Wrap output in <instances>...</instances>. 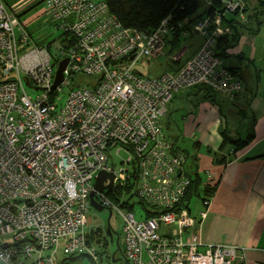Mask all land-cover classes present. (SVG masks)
<instances>
[{
  "label": "built area",
  "instance_id": "built-area-1",
  "mask_svg": "<svg viewBox=\"0 0 264 264\" xmlns=\"http://www.w3.org/2000/svg\"><path fill=\"white\" fill-rule=\"evenodd\" d=\"M216 1L220 7L192 21L167 14L153 29L140 30L124 27L104 0H42L48 20L65 34L51 53L0 0V264H59L62 256L81 252L98 261L87 235L111 239L105 226L86 225L90 191L119 216L127 264L241 263L242 246L201 238L210 197L200 200L197 218L181 205L187 157L162 125L177 91L197 85L227 94L241 89L216 42L230 32L221 20L242 16L245 4ZM175 30L200 35L197 50L156 76L137 70V62L163 53ZM64 57L61 81L51 88ZM99 171L113 174L109 190L115 195L131 184L129 193L157 213L135 219L130 204L122 211L128 202L93 188ZM203 183L214 180L208 175Z\"/></svg>",
  "mask_w": 264,
  "mask_h": 264
},
{
  "label": "crops",
  "instance_id": "crops-1",
  "mask_svg": "<svg viewBox=\"0 0 264 264\" xmlns=\"http://www.w3.org/2000/svg\"><path fill=\"white\" fill-rule=\"evenodd\" d=\"M2 1L15 12L34 43L50 47L55 42L54 38H45L53 32V24L42 0ZM243 2L242 16L235 15L231 34H226L218 48L223 65L240 78L241 89L227 94L197 85L177 91L166 106L162 125L165 135L186 154V163L198 173L200 184L208 175L214 180L208 213L199 226L201 238L242 246L240 264H264V11L257 0ZM221 24L229 27L223 19ZM195 35L198 42H193ZM200 42L195 32L187 36L169 34L164 48L168 56L171 54L170 60L152 76L177 67L197 50ZM173 51L180 54L176 61L171 58ZM250 132L251 139L235 151L223 142V134L242 140ZM192 199L198 202L194 211H189L197 218L200 200L191 198L189 203ZM87 237L95 244L99 264L103 256L105 262L116 260L114 254L104 251L106 242L102 244L97 236ZM121 258L122 264H127L122 254Z\"/></svg>",
  "mask_w": 264,
  "mask_h": 264
},
{
  "label": "trees",
  "instance_id": "trees-1",
  "mask_svg": "<svg viewBox=\"0 0 264 264\" xmlns=\"http://www.w3.org/2000/svg\"><path fill=\"white\" fill-rule=\"evenodd\" d=\"M107 6V9L110 13L114 14L118 21L124 26L128 28H136L140 30H151L153 29L159 22V20L170 14V16L175 19L188 17L190 21L201 17L204 14L212 13L213 9L220 7V4L216 0H211V4L205 5L204 0H104ZM243 1V0H242ZM247 1V0H245ZM258 6H262L264 11V0H257ZM199 10V11H198ZM235 13L231 14L229 18H223V21L226 22L230 27L229 33H224L218 36L216 42V50L218 55L220 56L222 51H219L218 48L222 47L223 38H225L226 34H231V26L233 25V20L235 17ZM234 27V26H233ZM173 35L178 36V31L175 30ZM65 38V34L59 37L58 44H61L63 39ZM225 42V41H224ZM46 45V44H45ZM48 50L49 47L46 45ZM57 48V47H56ZM169 52L172 51V47L167 48ZM50 51V50H49ZM176 61V60H173ZM204 86V85H203ZM207 87V86H206ZM207 90L212 91L207 87ZM252 137V133H248L245 139L232 138L228 135L223 134V142L229 143L232 147V150H237L244 146ZM174 142V141H173ZM175 145V143H174ZM187 157V156H186ZM187 174L189 177V184L185 190L184 196L182 197L181 205L186 207L189 210V200L191 198H198L199 200L210 197L214 186L207 184H200V177L195 170H190V165H186ZM131 185V184H130ZM128 185L126 187V191L129 192L131 186ZM106 195L111 199H116L115 194L111 190L105 191ZM141 207L145 210V217H149L154 213H157L156 210L149 209L147 205L140 201ZM127 208H131L129 204L126 206ZM97 236L99 235L92 232L88 234ZM88 240V237H87ZM120 251V246H119ZM76 254H70L67 256H62L60 258L59 264H67L66 259L72 258Z\"/></svg>",
  "mask_w": 264,
  "mask_h": 264
},
{
  "label": "rangeland",
  "instance_id": "rangeland-1",
  "mask_svg": "<svg viewBox=\"0 0 264 264\" xmlns=\"http://www.w3.org/2000/svg\"><path fill=\"white\" fill-rule=\"evenodd\" d=\"M50 28L53 30V32L51 34L47 33L45 35V38L48 41L52 40L53 38L55 39V42L53 41L52 45L49 47L50 52L54 53L58 45L56 40L62 35V31L61 29L57 28L54 24L51 25ZM198 41H199V37L195 35L193 37V42H198ZM53 43H55L56 46ZM183 43L184 42L182 41V44ZM174 53L175 51L172 52V54ZM170 56H168V54L166 53V48H164L162 54H158L155 57L149 58V61H151L149 64H147L144 60H142L135 64V68L145 75H150V76L155 75L158 71H161L163 69V65L166 64V62L170 60L169 59ZM157 69H160V70L157 71ZM27 92L30 95L33 93V90H30L27 88ZM185 142H189V140ZM115 197L119 198L123 202H128V204L132 205L131 210L134 213L135 219H141L145 217L146 212L141 207L140 202L137 199V196L131 195L129 192H126L121 195L116 194ZM197 202L198 201L196 199H192L190 201L189 208L191 210V213L194 211V208ZM127 209L128 208H122V211H125ZM107 221L111 229V241H109L108 239L106 240L103 236L99 237V239L102 244L106 242L103 245L104 251H108L110 252V254H114V258L116 260L113 263H111L110 261L105 262L104 256H103L102 262L100 264H122L123 260L121 258V253L117 249V245L120 246V242L117 237V235H120L119 227H120L121 220L119 216L114 211H110V214H109L107 208L96 210L93 207H90L89 211L87 212V224L86 225H99V226L102 225L103 227L104 226L106 227ZM116 239H117V243H116ZM66 263L67 264H99V261L93 262L90 259V257L85 254V252H81V253H77L72 258H67Z\"/></svg>",
  "mask_w": 264,
  "mask_h": 264
},
{
  "label": "water",
  "instance_id": "water-1",
  "mask_svg": "<svg viewBox=\"0 0 264 264\" xmlns=\"http://www.w3.org/2000/svg\"><path fill=\"white\" fill-rule=\"evenodd\" d=\"M131 57H132V55L129 56V58H131ZM66 61H67L66 57L61 58L57 61L55 71H54L53 81L51 84V88H54L61 81L62 70L66 64ZM23 79L25 81V84L29 85V82L25 76L23 77ZM112 177H113V174L111 172H104V171L97 172V174L94 177L93 188L96 190H109L111 188ZM105 179L107 180V183L104 184L103 181ZM88 197H89V202H90L91 207H93L97 210H101L103 208L93 198V192L92 191L89 192ZM108 213L110 214V210H108ZM105 230H106L107 235L111 239V229H110V225H109L108 221H107ZM116 243H117V239H116ZM117 249L119 250L118 245H117Z\"/></svg>",
  "mask_w": 264,
  "mask_h": 264
}]
</instances>
